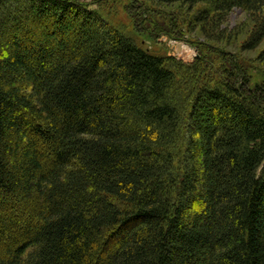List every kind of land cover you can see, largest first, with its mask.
Returning <instances> with one entry per match:
<instances>
[{
	"label": "trees",
	"instance_id": "obj_1",
	"mask_svg": "<svg viewBox=\"0 0 264 264\" xmlns=\"http://www.w3.org/2000/svg\"><path fill=\"white\" fill-rule=\"evenodd\" d=\"M125 5L133 35L0 0V264H264V78L139 37L218 41L241 8L264 62V0Z\"/></svg>",
	"mask_w": 264,
	"mask_h": 264
},
{
	"label": "rangeland",
	"instance_id": "obj_2",
	"mask_svg": "<svg viewBox=\"0 0 264 264\" xmlns=\"http://www.w3.org/2000/svg\"><path fill=\"white\" fill-rule=\"evenodd\" d=\"M89 3L91 8L99 9L103 13V17L119 26L130 34H134L135 23L133 14L130 9L125 5L128 0H83ZM125 5V6H124ZM177 8L178 5L176 4ZM174 7V8H175ZM175 8V9H176ZM252 21L248 14L241 8L234 9L228 21L223 25V28H227L228 35L220 40H211L201 32L196 36L191 34L188 29L184 32L182 39H168L167 36L159 38V42L149 40V37H142L143 44L148 46V49L155 53H168L177 59H184L191 61L200 56L206 57L208 60L217 66H220L224 61L223 56H231L233 59H239L244 62L249 74L255 81H261L264 78V62L257 60L260 49L251 52L241 51V43L247 38ZM182 44V51L177 50L178 44Z\"/></svg>",
	"mask_w": 264,
	"mask_h": 264
},
{
	"label": "water",
	"instance_id": "obj_3",
	"mask_svg": "<svg viewBox=\"0 0 264 264\" xmlns=\"http://www.w3.org/2000/svg\"><path fill=\"white\" fill-rule=\"evenodd\" d=\"M182 48H183L182 44H181V43L178 44V46H177V50H178L179 52L182 51Z\"/></svg>",
	"mask_w": 264,
	"mask_h": 264
}]
</instances>
